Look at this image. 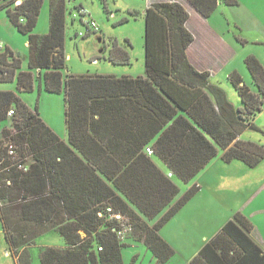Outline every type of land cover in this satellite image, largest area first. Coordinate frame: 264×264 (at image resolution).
I'll list each match as a JSON object with an SVG mask.
<instances>
[{
	"label": "trees",
	"instance_id": "16d2710c",
	"mask_svg": "<svg viewBox=\"0 0 264 264\" xmlns=\"http://www.w3.org/2000/svg\"><path fill=\"white\" fill-rule=\"evenodd\" d=\"M43 1L0 4L17 29L29 35V69L20 70L22 59L6 48L0 51V81L16 79L19 91H32L38 79L47 91L63 92L69 135L66 142L15 91L0 90V122L11 120L0 138V219L17 262L31 264L28 248L41 233L56 229L66 246L44 247L41 264H124L128 240L142 241L159 263H166L175 249L160 229L200 185L181 194L155 158L185 182L220 149L226 162L257 166L264 146L240 135L258 128L254 119L264 107V64L254 54L245 58L256 90L238 71L229 74L243 104L236 107L226 90L211 81L210 71L197 69L187 55L194 40L186 26L187 8L180 1H163L145 9V75L64 74L66 0H50L49 31L37 34L33 29ZM221 1L238 3L190 0L206 17ZM111 43L109 59L129 62V52ZM148 145L152 154L146 152ZM109 207L130 218L132 228L124 237ZM240 225L252 227L237 211L211 245L225 254L232 248L230 227L242 231ZM204 250L191 264L203 263Z\"/></svg>",
	"mask_w": 264,
	"mask_h": 264
},
{
	"label": "rangeland",
	"instance_id": "374dc122",
	"mask_svg": "<svg viewBox=\"0 0 264 264\" xmlns=\"http://www.w3.org/2000/svg\"><path fill=\"white\" fill-rule=\"evenodd\" d=\"M20 1L16 0V3ZM237 1L238 4L231 9L221 1L212 18L224 20L225 23H223L226 26V22L229 21L227 28L242 40H248L246 50L259 53L261 62H264V44L260 43V41L264 42V28L253 23L254 21L246 15L245 11L247 8L257 13L264 24V0ZM4 2L5 0H0V4ZM66 6L67 67L64 74L145 75V9L147 0H66ZM81 6L87 11L84 15H81L79 11ZM91 20L98 23L99 30H93L90 27ZM49 26L50 0H44L33 32L45 34L49 31ZM87 26H89L90 32ZM28 37V34L20 32L11 22L7 16L6 8H1L0 43L3 48L0 51L3 52L9 48L16 56L19 55L22 59L20 70L29 69ZM111 42L117 43L129 52V62L115 63L109 59ZM226 74L225 70L218 73L213 81L222 87L223 85L229 87V93L223 87L228 97L230 96L229 99L236 107H241L243 105L241 97ZM248 74L249 78L245 82L253 90H256V84L250 72ZM0 90L15 91L30 108L39 111L41 117L62 139L69 142L65 120L66 102L63 92L47 91L44 84L38 79L32 91H19L16 79L0 81ZM254 121L258 128H247L240 137L264 146V107L256 114ZM10 125V118L0 122V138L2 137V128ZM222 152L223 149H220L218 155L188 182L183 181L176 174L172 175V179L179 186L181 194L194 184H199L200 190L195 195L213 197L218 213L223 214L226 218L229 214L238 211L249 195H264V158L257 166L250 167L238 159L226 162L221 158ZM157 163L165 171L168 170L167 165L163 162L158 160ZM126 243L127 246L122 250L124 264L158 263L142 241L128 240ZM46 246L64 247L66 241L56 229H49L41 233L28 248L32 258L31 264H41L40 254ZM0 264H18L15 253L6 238L1 219Z\"/></svg>",
	"mask_w": 264,
	"mask_h": 264
},
{
	"label": "crops",
	"instance_id": "0c3cea01",
	"mask_svg": "<svg viewBox=\"0 0 264 264\" xmlns=\"http://www.w3.org/2000/svg\"><path fill=\"white\" fill-rule=\"evenodd\" d=\"M163 1H180L189 11L186 26L193 33L194 40L187 48V55L197 69L210 71L212 82L224 70L228 76L232 71H238L245 81L248 80L249 70L245 58L251 54L259 59L261 56L255 51L246 50L248 40H241L242 38L233 34L227 28L229 21L226 26L224 20L212 18L217 9L211 16L206 17L190 0H147L146 8ZM235 5L226 4L230 9ZM245 11L253 23L264 28L257 13L247 8ZM260 43L264 44L262 41ZM223 87L229 93V87ZM157 159L155 158L156 162H163ZM167 169L162 170L172 178L175 173L169 167ZM238 211L249 218L252 227L247 229L240 225L242 231L230 227L228 237L232 248L224 254L223 249L211 245V240L234 218L237 211L224 218L223 214L218 213L213 197L195 195L160 229L161 236L173 246L175 254L166 263H159L153 255L158 262L156 264H191L203 248L202 264H264V195H249Z\"/></svg>",
	"mask_w": 264,
	"mask_h": 264
},
{
	"label": "built area",
	"instance_id": "2783aa9c",
	"mask_svg": "<svg viewBox=\"0 0 264 264\" xmlns=\"http://www.w3.org/2000/svg\"><path fill=\"white\" fill-rule=\"evenodd\" d=\"M81 12L83 14L87 13V11L84 10V9H82ZM89 25H90V27L93 30H99L100 29L98 23L95 20H91L89 22ZM1 46L2 45L0 43V47ZM13 113H14V109L11 108L9 110V112H8V115L11 116V115H13ZM8 151H9L10 154L14 153V147H13L12 144L9 145ZM146 152L148 154H152L154 152V150H153V148L150 145H148L146 147ZM19 166L22 167V165H19ZM108 213H109L111 219H114V220H116L118 222L119 226L121 227L120 230H119V235L121 237H124L125 232L128 231V230H131V228H132L131 222H130V218L128 216H126L125 214H123L122 212H120V211H114L112 209V207L108 208ZM100 214H102V213H100Z\"/></svg>",
	"mask_w": 264,
	"mask_h": 264
}]
</instances>
